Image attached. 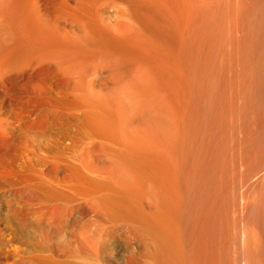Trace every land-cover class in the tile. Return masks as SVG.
<instances>
[{"label": "rangeland", "instance_id": "1", "mask_svg": "<svg viewBox=\"0 0 264 264\" xmlns=\"http://www.w3.org/2000/svg\"><path fill=\"white\" fill-rule=\"evenodd\" d=\"M64 1L65 0H62V4H61V0H54V1L53 0H39V5L41 7V12H42L43 16L46 14L45 15L46 17L44 18L47 20V21H45L46 27H47V30L45 28L46 31H44L45 34L41 33V35L40 34L38 35L37 32L35 33V32H30V31L29 32L23 31L24 37H23L22 33H21L22 35L20 33L13 34L14 36H12V34H10V35L5 34L6 36L5 35L1 36V37H3L2 40L0 37V236H1L0 237V246H1L0 247V249H1L0 250V252H1L0 253L1 254L0 264H11V263L17 264V263H15V261L16 262L20 261L19 260L20 259L19 258L20 253L21 254L27 253V255H29L28 252H30L31 250H33L35 252V247H37V246L46 247L47 244H50L53 241L56 242L57 239L54 237H53L54 240H52L51 238L44 240L41 237H39L38 231H37V234H35L36 230H35V226L32 224L33 222H35L37 224L39 223L40 224V225L38 224L39 226L46 225L47 228L55 229V227L51 223H47V221H45L46 214H44V213L48 212V216H49L50 213L53 212V211H50V209H52V208H50L52 201L47 202V203H44L43 201H41V199H39V198H41L40 197L41 194H39L40 192L38 190H36L35 188L32 189L33 186H31V185H33L32 183L34 182V180H36V181H38L37 179L40 180L41 175L43 176L41 179H45V180H49L50 177L52 178V176H55L57 174V172L59 173V174H57V176L60 175L59 176L60 179H62L63 177H65L63 179H67V178L72 177L73 174L70 171L69 167H67L70 163V162L67 163V161L72 162L74 160V159L72 160V158L74 157L72 152L75 153V152L80 151L82 149L86 153L84 146L86 145L87 147L85 146V148H87V151H89L90 150L89 148L92 147L91 145L93 143L96 146L93 144V147L91 148L92 152L89 151L93 155H91L92 157L90 156V153L88 155V156H90V158H92V160L89 159L90 162L92 163V165L95 167L97 166L96 167L97 169L100 167L99 169L101 171H103V174H107L105 176H109L110 174L112 175L111 170L113 169V171H115V172H113V178L111 175L108 178H110L112 180L117 179V180H113L116 182L115 184H117L119 182L124 188H125V185L127 184L125 189H129L131 191V192H129V190H128L129 196L128 195L127 196H128V198L130 196H132V198L130 197L129 201H125V200H128L127 196H126V198H122V199L118 198V197H114L113 199L115 201L117 200L116 202H114L112 200L111 204H112V207L114 209L112 208L111 210H105V212H106V213H104L105 215L101 214V211L104 208V206L101 204V202L99 203L97 201L98 203L96 204V202L93 201L92 202V204H93L92 208L93 209L95 208L94 212L98 216H96L94 214L95 216H93V217L91 216L90 218L92 220H90L89 217L88 218L84 217L85 215L83 213V209H82V207L79 206V205L83 204L84 199H85L84 198L85 196L83 197V194L85 193V192H83L84 190H82L80 187H79L80 189H78L80 192L78 190L76 191V190H72L69 188H66V189L62 188L63 192L65 194H69V192H70V195H72L74 193V196L75 195L76 196L74 197L75 200L73 199L72 201H66V202L60 201L62 204L59 203L58 200L52 202V203H54L53 208L55 209V210L54 209H52V210H54L56 217L61 215L60 217L63 220V221L61 220L62 239L58 240V243L60 245L65 246L66 243L69 244V242H70V246H75L77 243L76 238L74 236L76 228L77 229L79 228V230L81 231L82 226L87 225L90 227L94 223L93 226L90 227V230H92V232L95 231L92 234V235H94L93 246L95 245L93 248H95L94 250L96 252H97V249L99 248L97 253L99 254V256L103 259V261L106 264H136V263L139 264V261L143 259L139 256H142L145 259L147 257H149L148 261L150 264H153L155 262V260H156V262L154 264H160V263L161 264H264V111L260 110L255 115V117L243 127L242 133L240 134V137L237 141H235L233 136H231L232 135L231 127H233V126H231V124H228V125L224 124V126L223 125L220 126L218 124L217 125L215 124L217 127L218 126L219 127H218V129L213 127V134L210 137H208V139L201 140V139L197 138V134L193 133L192 135H190L191 137L189 136L190 138H187V140H185L186 144L185 143L179 144L180 148L178 145H176L175 146L176 148H174V146H172V144H170V143L168 144L167 140L163 139L159 135H157V136L155 135L157 128L154 127L156 125H154L155 123H153L154 121H153L152 115L154 116V112L156 111L155 108L157 107V105L153 100L152 101L155 104H153V102H151L152 104L149 103V101H151V100L150 99L145 100L146 97L145 98L141 97L138 100L137 99L135 100V102H136L135 104L138 103V105L141 108H137L139 106L134 105L133 102L128 103V101H127L128 104L126 103V107H127L126 112L129 114L125 113L123 116L121 115L120 120L116 119V120L112 121L111 118L106 116V115H103V114H99V115L96 114L95 115V114H92L90 112V110H88V109H86V111H85V107L87 108V106H85V103L82 99V95H81V93H79V91H80V88L78 87L79 82L76 81L78 83V85H77V83L74 81L76 80L77 77H79V76H81V74H83L82 71L84 70L83 69L85 67L84 65L90 64V63L88 64V60L91 61V63H92L93 60L95 61L94 58H96L98 55H100V54L106 55V52L111 51L108 53H111V54L115 53L114 55H118L116 57L113 54H112L113 56L111 54H108L109 56L113 57V60L115 58L116 62H120L124 65L126 64L125 66H127V70L132 71L131 73H130V71L129 72L126 71L128 74H131V75L126 74L127 76H129L127 78L128 80L126 79V76L124 79L125 83L127 81H128L127 83H130V86L128 84L129 87H132L134 85L135 78L136 77L138 78L139 76L140 77L138 79L136 78L138 83L135 81V86H136V84H137V86H139L138 84H140V82L142 83V80L144 77L142 79H140V78L142 77L141 74L144 71L145 72L143 74L145 76H146V74H149V73L153 77L156 75V78L155 77L154 78L155 79L158 78L159 81L157 80V82H159V85L161 86V88L162 87L165 88L164 90L166 92H168V94L170 93V95L173 96L175 104L177 105L176 109H177L178 114H181V112L183 113L185 111L186 113H184V114L187 115L186 116L187 120L192 122L191 123L192 126L194 124V127H195V125L197 127V125L201 121L200 117L198 116V112L196 110L198 97L195 98L192 96V94L190 92V85L193 86L195 84V77H197V76H203L204 77L206 75L205 74L206 73V67L204 64L205 62H204L201 64V66L199 68L200 70L191 67L190 71H189L190 73H189L188 71H186L187 67H186V61H184L185 60L184 57L180 56V55L177 56L174 48L172 47V45L170 43H167V41L161 40L158 37H157L158 38L157 39L155 36H152L153 38L151 37V39L150 38L146 39L145 43L139 42L141 45L139 43H137L138 45L133 43V46H132V43L119 39L118 37H116L114 35L113 32H111V30L109 28H107V26L105 24L96 22V20L93 18L90 10L92 8H94L93 3H96V0H82L81 2H79L80 0H78V1H76L77 2L76 7L74 6L76 4L75 1H73V0H66L65 2ZM101 1L102 2L100 3V0H98V2H97L98 4L97 3L96 4L100 6L103 2H105L104 0H101ZM63 2H64V6H63ZM66 2H68V5L66 4ZM70 2L72 3V5L69 4ZM44 3H45V6L47 8L44 6ZM57 3H59L60 5ZM230 3L231 4L234 3V7H233V5H231V7L234 9L236 7L237 2L235 0H234V2H233V0L232 1L230 0ZM78 4L82 7L79 8ZM96 4H95V7H97ZM48 5H49V7H48ZM56 5H57V7H56ZM61 5H62V7H61ZM87 5L89 6L88 8H87ZM83 6H84V8H83ZM59 7H61V10L63 8V10L61 11ZM49 8L51 9L52 12L47 10ZM74 8H75V10H73ZM64 9H68V11L67 10L65 11ZM87 10H89V11H87ZM63 12H65V13H63ZM68 12H70L69 16H68V14H69ZM76 12H77V14H76ZM83 12H85V13L87 12V13L85 14ZM51 13H53V14L51 15ZM58 13L60 14V17L61 16L63 17V15L66 14L68 19L65 21L66 15H64L65 18L61 17L63 19V21L60 17L58 18L59 19V21H58V19H57V16L59 15ZM61 14H63V15H61ZM71 14H73V16ZM78 14L80 16H78ZM70 16H72V17L78 16V18L77 17L75 18L77 20L74 19V21L78 22V20H79L82 25L84 24V28H86L87 31H88L87 28H89L90 33L88 32L89 34L88 33L86 34L87 40L80 39L81 41H78L79 39L75 37V36L79 37V35L75 34L70 28V23L73 21L72 20L73 18ZM85 16H87V17H85ZM88 17L90 18V22H89ZM92 18H93V20H92ZM80 19L83 20L84 22H81ZM51 20L53 21V24L55 23L54 26L52 25ZM91 21L94 22V24L91 23ZM56 24H58L59 27L62 24L63 26H65V28L63 26H61L59 28L58 26H56ZM101 24L103 26H101ZM90 25H94V26H90ZM101 28H103V30ZM49 29H51V30H49ZM64 29H66V30L64 32H62ZM68 29L70 31H68ZM96 29H98L99 31ZM105 29H109L110 32L108 33L107 32L108 30H105ZM60 30H61V32H60ZM51 31H52V33H51ZM53 32H55V33H53ZM92 32H94V33L92 34ZM106 32L108 34L111 33L110 36H112V38H109L110 36H108V34ZM61 33H64L65 36H64V34H61ZM66 33H68V34H66ZM196 33L198 36L200 35L199 31H196ZM29 34L32 38L29 36ZM50 34H52V35L50 36ZM54 35H56V36H54ZM60 35H62V37ZM72 35H74V37ZM28 36H29V38H28ZM59 36L61 37L60 39L65 40V42L63 41V44L66 43L65 44L66 47H65V45L62 44V40L57 39V38H59ZM97 36H98V38H96ZM102 36H104V38H102ZM4 37H5V39H4ZM9 37H11V38L9 39ZM33 37L37 38V39L35 38V40H37V41H34L35 43L33 42V39H34ZM99 37H101L103 41H104L105 37L109 38L108 40H105V41H107V44H109L110 46L107 44H106L107 46H105L106 42H104V44H103V41ZM41 38H42V40H41ZM43 38L45 39V41ZM47 38L50 39L51 41L48 40ZM70 38H71V40H70ZM74 38L76 39V41L74 40ZM154 38L157 39V42H155L156 39H154ZM38 39H40V40H38ZM72 39L74 40L75 43H73ZM97 39H100L99 43L95 42V41H97ZM4 40H6L5 43L2 42ZM53 40H54V42H53ZM55 40H56V42H55ZM152 40H155V41H152ZM40 41H41V43L39 44ZM68 41L71 44L73 43L72 45H70L72 47L73 51H71L72 49L69 46ZM6 42H8V43L6 44ZM49 42L51 45L48 44ZM76 42H77V44H76ZM82 42H83V44L85 43L84 45L87 48V49L84 48L85 51L83 49ZM116 42H118L117 45H115ZM151 42H154L157 44L153 45L154 43L151 44ZM158 42H161L160 43V45H161L160 47H162L161 49H159L160 47H159ZM42 43H45L46 46H45V44H42ZM164 43H166V44H164ZM35 44H37V45H35ZM41 44H42V46H44L42 48V49H44V51H42L41 48L36 47L38 45L40 47H42ZM55 44H56V46H55ZM60 44H61L63 49L61 48V50H58L59 51L58 52V51H56V49H60ZM145 44H146L147 48H146ZM78 45H80V47H82V49L77 48ZM88 45H90V46H88ZM102 45H104L105 47ZM58 46H59V48H58ZM68 46L70 47V49ZM112 46H114V47L117 46V48L116 47L114 48ZM150 46L154 47V49L151 48ZM167 46H169V47H167ZM54 47H57V48H54ZM74 47H75V49L77 48V50L80 52H78L77 50L74 51ZM135 47H137V48H135ZM35 48H37V51H35L36 50ZM52 48H54L52 50V51H54V53L51 51ZM66 48H67V50H66ZM104 48L106 49V52H105ZM120 48H122V49H120ZM140 48H144V50H146V51L148 50V52L145 51V53L143 54L144 50H142V49L140 50ZM206 48H207V44H206ZM38 49L41 50V55L43 54L42 56L45 57V59L48 56L51 59L48 57L50 60H48V59L45 60L42 57L43 59L38 60L36 58V56L38 55L37 53L40 52V50H38ZM92 49H94V50H92ZM102 49L105 53H99V52H103V51H101ZM123 49H124V51H123ZM134 49H135V51H134ZM47 50L48 51L50 50L51 53L48 52ZM81 50H83V51H81ZM157 50L159 52L160 51L161 52L159 53ZM67 51H69V52H67ZM91 51H93V52L97 51V52H95L97 54H95ZM55 52H58V54ZM65 52H66V54H65ZM71 52L72 53L77 52V54H75L77 56H75V55H73V56H74V60L78 59V60H80L79 62H78V60L77 61L73 60V58H72L73 56H72ZM81 52H83V55H81L82 54ZM86 52H90L91 54L87 53L84 55V53H86ZM120 52H122V53H120ZM128 52L130 55H127ZM139 52H141V53H139ZM44 53L46 54L47 57L44 55ZM47 53H49L51 55H48ZM117 53H119V54H117ZM132 53H134V54H132ZM148 53H150V54H148ZM67 54H71V55H69L71 57H69ZM145 54H147V55H145ZM156 54L158 56H156ZM62 55L65 57H63ZM79 55H80V57H78ZM89 55H91L92 58H93V56H95V57L92 59L91 56H89ZM136 55H138V56H136ZM141 55L143 56V58H145L144 60L146 63L144 62ZM233 55H235V54H233ZM53 56H55L57 58L60 57V58L59 59H57L55 57L53 58ZM83 56L84 57L86 56V58L88 60H86V58H82L83 61H81L80 58ZM37 57H39V56H37ZM136 57L138 58V60L142 61V63L138 60L136 62V59H137ZM153 57H155V60L153 59ZM64 58H66L67 60ZM68 58L69 59L72 58V59L69 60ZM130 58L134 59V60H132V62H131ZM147 58H149L150 60ZM180 58L181 59L183 58L184 60L183 59H182L183 61L179 60ZM54 59H55L56 63H55V61H53ZM60 59L66 60L65 62L67 64L64 62V60L61 62V64L64 63L66 65H69L68 69H67V66H65L64 64H62L63 67L62 66L60 67L59 65H57V64H59L58 60L60 61ZM128 60H130V61H128ZM84 61L87 63H85ZM68 62L70 64H74L76 62L77 66H78V64L81 65V63L83 62L84 63V65L82 64L83 67L81 65V68L83 70H81L79 72L81 74L80 75L75 74L74 71H76V73H78L77 72L78 69L76 68L77 66H74L75 64L70 65V64H68ZM152 62H154V63L152 64ZM208 62L209 61H207L206 64ZM137 63H139L141 65V67ZM155 63H157V64H155ZM94 64H96V63H94ZM203 64H204V68H203ZM90 65H93V63ZM132 65H135V66L132 67ZM145 65L148 66L147 67L148 69L145 68ZM73 66L75 68H73ZM130 66L133 70L130 68ZM70 67H71V70L73 69L72 70L73 73L71 72L72 74L69 73L71 71ZM138 67H140L141 68L140 70L141 71L143 70V71L142 72L138 71V69H139ZM63 68H64V70H69V71L68 72L62 71L61 69H63ZM78 68H80V67L78 66ZM136 68H137V70H136ZM157 69L158 70L160 69V70L158 71ZM134 70L136 72H134ZM149 70H150V72H149ZM101 72L100 73L103 74V76L102 75L99 76V79L101 77V78H103L102 79L103 82L108 81V78L111 77L108 69L103 67ZM107 72L109 73V75L107 74ZM133 72H134V74H133ZM154 73H156V74L153 75ZM138 74H140V75L136 76ZM196 74H197V76H196ZM68 75H70L71 77ZM76 75H77V77H76ZM132 75H135L136 77H134ZM72 76H73V78H74V76L76 78L73 79ZM79 78H77V79H79ZM104 78H107V80ZM145 79H146V77H145ZM222 79L224 80V78L222 77L220 82L223 81ZM129 80L133 83V85H131L132 83ZM163 80H164V83H163ZM160 81H162L161 84H160ZM224 81H223V83H225ZM124 82H123V85L125 84ZM74 83L77 85L76 88L73 86V85H75ZM203 84L207 85V81H206V83L202 82V85L200 84L196 88V89H198V90H196V94H197V92L199 93L200 91H203L204 88L205 89L207 88V86H204ZM222 84L220 83V88H221V90H223V93H221V100L223 102V105L221 107L223 110H225L228 108V102L232 96L230 95L231 93H229V90H230L229 85H226V87H225V85H222ZM140 85H143V84H140ZM165 85H167V86H165ZM124 86H127V85H124ZM167 87L169 90L166 89ZM199 87H200V89H199ZM77 88H78V90H77ZM74 89L76 90V92H74ZM174 92H175V94H174ZM78 94H80L81 96L80 95L78 96ZM80 97H81V99H80ZM142 98H144L143 99L144 102H143ZM81 102L83 103V105L80 104ZM145 103H147V104L145 105ZM224 103H226V104H224ZM148 104H149V106H148ZM81 105L83 106V109H81L82 108ZM154 105L156 107H154ZM134 106H137L136 108H137V111H139V112H136V110H135L136 108L133 109ZM147 106H148V108H146ZM142 107H145V108L143 109ZM131 108L136 113L134 111L131 112L132 111ZM148 109L150 111L151 110L152 111L149 112ZM147 110H148V112H147ZM142 111L146 112V114L143 113ZM83 112L85 114H83ZM141 112H142V114H141ZM133 113L135 115L138 114V116H140V117L137 116V118H136V116L133 115ZM150 113H152V114L150 115ZM227 114L229 115V111L227 112ZM84 115H86V116L88 115L89 117L87 116V119H86V116H84ZM101 115H103V116H101ZM128 115H131V116L133 115L135 117V118L133 117L135 120H133V118L131 119V116L129 117ZM145 115H147L146 118L151 117L150 118L151 123L149 122V124H148V121H150L149 119L147 121H145V119H146ZM98 116L99 117L101 116L102 118L101 117L99 118ZM105 116L108 118H106ZM127 116H128V118H127ZM91 117H93V118H91ZM103 118H104V120H103ZM98 119L102 120V121L100 120L102 124L100 122H98L99 121ZM106 119H107V121H106ZM126 119L127 120L129 119V120L127 121ZM138 119H140L141 123H143V124H141L140 121L137 123ZM121 120H122V122H121ZM106 122L111 123V124L107 125L108 123H106ZM112 122H114V123H112ZM128 122L130 125L128 124ZM89 123H92V124L89 125ZM123 123H125L126 126ZM117 124H118V126H117ZM87 125H88V127H87ZM110 125H112V126H110ZM149 125L152 126V128ZM90 126L95 131H93L90 128ZM106 126H109V127L107 128ZM142 126L146 127V128H142ZM148 126H149V128H147ZM97 127L98 128L101 127V128L98 129ZM113 128L116 129V132L122 136H119L116 132H113V130H114ZM121 128H122V130H121ZM126 128H128V129H126ZM139 128L141 131L139 130ZM153 128H154V130H153ZM117 129H119L121 131H119ZM150 129H152L153 131L151 132ZM86 130H87V132H86ZM90 130H91V132H90ZM100 130L101 131L104 130L105 132L104 131L101 132ZM146 130H148L151 135L153 133V135L151 136L148 131L146 133ZM96 131L97 132L99 131V132L97 133ZM73 133H75V134L73 135ZM80 133L81 134L83 133V134L81 135ZM91 133L94 135H91ZM96 133L98 136L96 135ZM101 133H102V136L104 135V137L107 138V139L105 138L107 140V142H106V140H104V137H103V139H101L102 138V137H100ZM138 133L139 134L142 133V135L145 134L146 136L145 135L144 136L146 138L148 136H151V137L147 138V140L149 138L151 140L149 139L148 141H146V139L144 137V139H143L144 141L142 144L143 148L141 146L139 149H137L141 153L139 154L138 151H136V149L132 150L133 152L130 151L132 153V154L130 153V155H129L130 158L128 156H127L128 159H127V157L125 158L128 162L126 160L121 159V158H120L121 160L117 159L116 156H114L112 153H110V151H108L109 145L110 146L115 145L114 140L116 142V139H117L116 144L118 143L119 138L117 136H119L120 138H122V137L124 138V137H128V136L131 137L133 135V137H134ZM69 134L71 136L70 138L68 136ZM82 136L84 138H82ZM114 136H116L115 139H114ZM50 137L53 139H51ZM152 137H153V139H152ZM73 138L78 142H76V141L72 142V140H74ZM41 139H42V141H40ZM84 139H86L85 142H83ZM157 139H159V140H157ZM224 139L225 140L230 139L229 141H231V142H228V144H227V145H229V143H231L230 146L223 145L224 143L227 142V140L225 142ZM55 140H57L58 143ZM96 140L98 141L97 143H96ZM153 140H154V142H153ZM53 141L56 144H54ZM69 141L72 142L71 145L75 144L76 147H78V146L79 147L76 148L74 145L73 146H67V145H70ZM104 141L107 144L106 143L104 144ZM150 141H152V142H150ZM223 141H224V143H223ZM62 142L66 143V144H64ZM67 142H69V143L67 144ZM87 142H89L88 143L89 145L87 144ZM91 142H92V144L90 145ZM35 143L40 147H38ZM60 143L62 145L63 144L64 145L62 146ZM99 143H100V145H98ZM145 143H146V145H145ZM148 143H150V144H148ZM156 143H157V145H156ZM163 143H164V145H162ZM33 144H34V146H33ZM46 144L47 145L49 144L50 146L49 145L47 146ZM57 144H59V145H57ZM78 144H80V145H78ZM167 144H168V146H167ZM104 145H106V146H104ZM151 145H153L154 149H156V147L160 145V148L159 147L157 148V149H159V152L153 150V148L151 149ZM25 146H29L30 150L28 148H26ZM98 146H100V147H98ZM31 147H33V148H31ZM41 147H42V149H40ZM56 147H57V150H56ZM63 147H65V148L68 147V148L62 149ZM71 147H73V148H71ZM74 147L76 148L75 150H74ZM164 147L166 148L165 152H167V150H168L167 154L164 153V151H162L164 149ZM49 148H51V149H49ZM54 148H55V150H54ZM148 148L150 149V151ZM47 149H48V155L46 153L43 154L42 151L47 152L46 151ZM58 149L60 150L61 153L64 150L63 151L64 154L62 153V155H65L66 157L60 156V157H58V159H55V158L53 159L55 153L57 151H59ZM78 149H80V150H78ZM93 149H95L97 153L95 152V150L93 151ZM142 149L143 150L145 149V150L143 151ZM172 149H174V150H172ZM33 150H34V152H33ZM50 150L51 151L53 150L52 151L53 153ZM68 150L69 151L72 150V151L69 152ZM104 150L106 152L108 151V153L102 152ZM65 151H67V152H65ZM135 151H136V153H135ZM146 151L148 152V154H146L147 153ZM68 152L70 154H67ZM152 152L155 154H153ZM156 152H158V153H156ZM170 152H172V153H170ZM168 153H170V154H168ZM50 154H54V155H52L51 158L53 160V164L55 165V166H53L55 169L51 166H48L49 164L52 165L51 164L52 162L50 163L51 158H49V159L47 158V157H50L49 156ZM86 154H88V152ZM42 155H43L44 160L46 159L45 164H44L43 159L42 160L37 159V158H41L40 156H42ZM139 155H141V156H139ZM143 155H144L143 159L145 161L143 160V162H142L141 158ZM35 156H37V157H35ZM99 156H101V157H99ZM138 156H139V158H138ZM64 157H65V160H64ZM105 157H107V158L109 157V158L104 159ZM112 157H114V158L116 157V159H114ZM131 157H133V158H131ZM134 157H137V158H134ZM147 157L150 159H147ZM99 158H100V160H99ZM110 158H112V161L110 160ZM59 159H61L60 160L61 162H64V161L66 162V163L65 162L63 163V164H65L64 167H63V164L60 163ZM69 159H71V160H69ZM62 160H64V161H62ZM101 160L103 163L101 162ZM138 160L140 162H138ZM107 161H109V162H107ZM124 161H126L127 164H125ZM129 161H130V164H129ZM74 162H76V161L74 160ZM104 162H106V163H104ZM117 162L119 163V165H121V164L122 165L120 167H118ZM134 162H136V164H138V165H136ZM95 163H99V164L97 165ZM139 163H142V164H139ZM59 164H60V166H59ZM78 164H79V162H78ZM102 164H104V165H102ZM27 165H29V166H27ZM114 165H116V166H114ZM134 165H135V167L136 166L137 167L135 168ZM138 166H139V170L137 169ZM141 166H143V167H141ZM42 167L44 168V170ZM101 167L102 168L105 167V168H103V170H102ZM115 167H117V168H115ZM64 168H65V171L66 170L69 171V173H70L69 176H67L68 173H66L64 171ZM119 168H121L120 173L122 172V174H123L122 176L125 179L119 174V172H118ZM127 168L128 169L131 168V169H129L131 171H129ZM31 169H32V171H30ZM33 169H34V171H33ZM35 169L39 173L36 172ZM40 169H42L44 172ZM125 169H126V171H128L127 172L128 174H126V172L124 173L123 170H125ZM141 169H142V172H141ZM134 172H136V173H134ZM42 173H44L45 176ZM65 173H66V176H63V174L65 175ZM129 173H131V174L133 173L132 176ZM38 174H40V175H38ZM50 174H52V176ZM116 174L118 176H116ZM136 174L140 177H138ZM139 174H141V175H139ZM143 174H145V175H143ZM46 175H49V176L46 177ZM125 175L131 176L132 178L125 177ZM38 176H40V177H38ZM35 177H38V178L36 179ZM45 177L48 179H46ZM138 178L140 180H138ZM118 179H119V181H118ZM122 182H124L125 185ZM136 182H137V184H136ZM35 183H37V182H34V184ZM119 183H118V185H119ZM128 183H129V185H128ZM132 185L134 188L132 187ZM129 187L133 188L136 191H134L133 189H130ZM14 188H15V190H14ZM17 191H21V192L18 193ZM73 191H75V192H73ZM137 191H140V193L138 194ZM71 192H73V193H71ZM79 193H81L82 196ZM142 193H143V195H142ZM19 194H21V195H19ZM132 194L136 195V197ZM157 194H159V195H157ZM36 195L38 196V198ZM78 195H80L81 197ZM20 196L22 197V199L20 198ZM133 196H134V198H133ZM143 197H144V199L141 200ZM155 197H156V200H155ZM34 198H36V199H34ZM79 198H81V201L79 200ZM82 198H83V200H82ZM116 198L121 199L124 202V204L122 203L121 200H118ZM148 198H150V199L148 200ZM161 198H162V200H161ZM76 199H77V201H76ZM137 199H139V200H137ZM38 200L41 203H43L44 205L45 204L46 205L45 206L42 205ZM78 201H80L81 204ZM119 201L122 204H120ZM134 201H136L137 203ZM31 202L32 203L37 202V204L35 203L36 205H38L40 203L39 205H41V206L38 205V206H36V208H34L35 205H34V203L31 204ZM56 202L58 204H56ZM73 202L75 205L73 204ZM129 202H131V203H129ZM6 203L7 204L10 203L9 205L13 208V209L10 208L11 211L15 212L14 214H18V215H16L15 217H12L7 210V204ZM64 203L66 205L65 209L71 208L70 211L69 210L67 211L64 208L62 211V207L64 206ZM76 203H79V204L77 205ZM115 203H116V205L117 204H119V205L114 206ZM69 204H70V207L68 206ZM32 205H34V206H32ZM48 205H49V208H48ZM134 205H138V206L133 207ZM143 205L146 208H144ZM19 206H21V207L23 206V207L20 208ZM55 206H56V208H55ZM94 206H96V207H94ZM127 206H128V209L124 208ZM15 207L17 209L18 208L19 209L17 210ZM72 207L74 208V210ZM99 207H101V208H99ZM121 207L123 208V210H121L122 209ZM46 208H48L49 211ZM98 208H99V210H97ZM116 208H119V209H116ZM136 208L138 210H136ZM153 208H154V210H153ZM60 209H61V211H60ZM15 210L20 211V212H16ZM27 210L28 211L30 210V211L28 212ZM33 210H36L37 212L33 211ZM71 210H72V212H71ZM96 210H97V212H96ZM120 210L122 212H120ZM131 210H133V212ZM66 211H67V213L70 212V214H67ZM113 211H115V213ZM126 211L128 212L127 215L125 213ZM136 211L139 213L137 214ZM154 211H156V212L159 211L158 212L159 215L157 216V213L155 214ZM23 212H24V214H23ZM40 212H42V213H40ZM111 212H112V215H111ZM134 212H136V214ZM35 213H39L36 215H38L40 217V219L41 218H43V219L39 221L37 219L38 216L36 217ZM58 213L60 215H58ZM62 213L63 214L65 213V214L63 215ZM140 213L142 216L140 215ZM151 213L154 216H152ZM30 214L34 218L37 219V222L35 221L34 218H32L34 220L32 222V220H31L32 216ZM114 214L117 216H115ZM121 214H123V215H121ZM41 215H45V217L41 216ZM52 215L54 217V213L51 214L50 216H52ZM119 215H120V217H119ZM19 216H20V218H19ZM26 216H30V217L27 218ZM62 216H63V218H62ZM108 216H110V217H108ZM113 216H115V217H113ZM126 216H128V217L126 218ZM144 216H145V218H144ZM157 217H159V218H157ZM163 217H167V218L164 219ZM99 218H101V219H99ZM114 218H116L117 220ZM149 218H151L152 220L151 219L149 220ZM108 219H110V221ZM121 219L123 220L124 224H123V222L119 223V221H122ZM139 219H141V220H139ZM147 219L150 221V223H149L150 225H154V223H155V225H158L157 227L160 229V232L162 230V232H161L162 234L164 233V231L166 232V234L165 233L163 234L164 238L161 239V240H163V242L161 240L153 241L155 239L154 237L149 236L152 239L151 240L149 237H146L148 235L145 236V234H143L139 230V228L137 227V222H139V221L145 222L146 221V223H147V221H148ZM70 220L76 222V224H77L76 228L72 225V222ZM84 220H85V222H84ZM113 220H115L116 222ZM86 221L88 222L87 224H86ZM125 221L128 223L129 222H131V223H129V225H128ZM158 221L159 222L162 221V222H160L161 226L159 225L160 223ZM164 221H165L166 225H164ZM45 222L47 224H45ZM91 222H93V223H91ZM97 222H99V223H97ZM133 222L136 223V227L133 226V225H135ZM168 223H170V224H168ZM41 224H43V225H41ZM162 224H163V226H162ZM166 226H167V228L170 226L168 228V230L170 229L169 233H168L167 228H165ZM93 227H94V229H93ZM101 231H102V233H101ZM99 232H100V234H99ZM138 233L140 235L142 234L141 237ZM167 233L169 234V236H167L168 235ZM97 234L102 238H98L99 236ZM143 235H144V237H143ZM167 237H168V239H170V241L172 240L171 243H167V242H170L167 239ZM36 238H38V239H36ZM94 239H96V240H94ZM98 239H100V243L98 242ZM101 239H103V240H101ZM145 239H147V240H145ZM148 239L154 243H151L150 241L147 243L146 241H148ZM39 240H40V242H38ZM49 240H50V242H49ZM63 240H65L66 243H64L65 241H63ZM143 241H145L146 244ZM158 243L161 246H159ZM165 243L167 245L168 244L169 245L167 246ZM41 244H43V245H41ZM148 244L149 245L151 244V245L149 246ZM155 244H157V245H155ZM76 246L79 247L78 243ZM98 246H101V247H98ZM156 246H157V248H156ZM153 247H155V248H153ZM18 248H19V250H18ZM149 249L152 251L150 252ZM163 249L165 251H162ZM144 250L146 251V253ZM33 251H31V253H33ZM152 252H153V254H152ZM165 252H167V253H165ZM158 255H160V256H158ZM161 255H165L164 258H162L163 256H161ZM151 256L152 257L155 256L152 259L156 258L155 260H153V263H151L152 259L150 260ZM138 257H139V259H138ZM160 257H161V260H160ZM103 261H101L100 264L101 263L105 264ZM18 263H20V262H18ZM25 263L30 264L28 262H25ZM25 263H23V264H25ZM20 264H22V263H20Z\"/></svg>", "mask_w": 264, "mask_h": 264}, {"label": "bare ground", "instance_id": "2", "mask_svg": "<svg viewBox=\"0 0 264 264\" xmlns=\"http://www.w3.org/2000/svg\"><path fill=\"white\" fill-rule=\"evenodd\" d=\"M54 1V0H53ZM66 1V0H65ZM64 1V2H65ZM73 1H78V0H73ZM82 0H80L79 2H81ZM105 2H103L100 6L99 5H97L98 3V0H96V3H93V5H94V8H92L91 10H90V12L92 13V16H93V18L96 20V22H99V23H103V24H105L106 26H107V28H109L110 30H111V32H113L114 33V35L116 36V37H118L119 39H121V40H123V41H126V42H130V43H132V46H133V43H135L136 45H138L137 43H139V42H144L145 43V40L146 39H148V38H150L151 39V37L152 36H155L156 38L158 37L159 39H161V40H165V41H167V43H170L171 45H172V47L174 48V50H175V53L177 54V56H183L184 57V61H186V71H190V68L191 67H193V68H195V69H198V70H200L199 68H200V66H201V64L202 63H204L205 64V67H206V79L203 77V76H197V74H196V76L197 77H195V84L193 85V86H191L190 85V92H191V94H192V96L193 97H198V100H197V105H196V110H197V112H198V116L200 117V119H201V121H200V123L197 125V127H196V125H195V127H194V124H193V126H192V122H190V121H188L187 120V115H185L184 113H186L185 111L182 113L181 112V114H178V112H177V109H176V104H175V101H174V98H173V96H171L170 95V93L168 94V92H166L164 89L165 88H161V86L159 85V82H157V80H158V78L157 79H155L156 78V73H154L153 75H155L154 77L149 73V74H146V76L144 75H142L141 74V78L140 79H142L143 77V80H142V83L140 82V84H143V85H140V84H138L139 86H137V84H136V86H135V81L137 82V80H136V76H139L140 74H138V75H132V76H134V77H136L135 78V81H134V85H133V83L131 84V85H133L132 87H129L130 86V83H127L128 81V77L129 76H127L126 74H128L127 72H129L130 71V73L132 72L131 70H127V66H125L124 64H122V63H120V62H116L115 61V58H114V60H113V57H111V56H109L108 54H111V53H108V52H111V51H108V52H106V49L104 48V50H105V52H106V55L105 54H100V55H96L97 57L96 58H94L95 56H93V58L95 59V61L93 60V65H90V64H92L91 63V61H89L87 58H86V56L84 57H81L80 59H81V61H83V59L82 58H86V60H88V64L89 65H84V63L82 62H80L81 63V65L83 64L85 67L82 69L81 68V65H79L78 63V66L80 67V68H78V66L76 65V62L74 63V64H70L69 62H68V64H70V65H74V66H77L76 68L78 69V73H76V71H74L75 72V74H78V75H80L81 73H79L81 70H83L82 72H83V74H81V76H79V77H77V75H76V77L77 78H79V79H77L75 76H74V78H73V76H72V78L73 79H75L76 78V80L74 81V82H79V88H80V91H79V93H81V95H82V99H83V101H84V103H85V106H87V108L85 107V111H86V109H88V110H90V112L92 113V114H103V115H106V116H108V117H110L111 118V120L113 121V120H116V119H119L120 120V118H121V115L123 116L125 113H127L126 111H127V107H126V103H127V101H128V103H134V105H137V106H139L138 105V103L137 104H135L136 102H135V100L137 99H139V98H141V97H146L145 98V100L146 99H150L151 101H149V103H151V102H155L156 103V105H157V107L154 105V107H156L155 108V112H154V116L152 115V118H153V123H155L154 125H156V126H154V127H156L157 129H156V136L157 135H159V136H161L163 139H165V140H167L168 141V144L170 143V144H172V146H174V148H176L175 146L176 145H178L179 146V144H182V143H185V140H187V138H190L191 136L190 135H192L193 133L194 134H197V138H199V139H201V140H205V139H208V137H210L212 134H213V127H215L216 129H218V127L216 126L217 124L218 125H223L224 126V124H231V126H233V127H231V133H232V135L231 136H233V138H234V140L235 141H237L238 139H239V137H240V134L242 133V130H243V127L249 122V121H251L254 117H255V115L260 111V110H263L264 111V0H235L236 2H237V4H236V7L233 9L232 7H231V5H233V7H234V3L233 4H231L230 3V0H104ZM232 1V0H231ZM45 2V1H44ZM58 2V1H57ZM64 2H63V6H64ZM86 2V1H85ZM95 2V1H94ZM102 1L100 0V3H101ZM233 2H234V0H233ZM84 3V2H83ZM91 3V2H90ZM57 4H59V3H57ZM61 4H62V0H61ZM66 4L68 5V2H66ZM69 4H71L72 5V3L70 2ZM75 4V3H74ZM81 4V3H80ZM92 4V3H91ZM95 4L97 5V7H95ZM51 5V4H50ZM54 5V4H53ZM60 5V4H59ZM79 5V4H78ZM44 6H45V3H44ZM75 7L77 6V2H76V4L74 5ZM91 6V5H90ZM46 7V6H45ZM48 7H49V5H48ZM56 7H57V5H56ZM61 7H62V5H61ZM61 7H59L60 8V10H61ZM70 7V6H69ZM79 8L80 7H82V6H78ZM89 6L87 5V8H88ZM47 8V7H46ZM52 8V7H51ZM72 8V7H71ZM83 8H84V6H83ZM50 9V8H49ZM49 9H47L48 11H51V9L49 10ZM69 9V8H68ZM68 9H64L65 11L67 10L68 11ZM62 10H63V8H62ZM61 10V11H62ZM71 10V9H70ZM73 10H75V8L73 9ZM83 10V9H82ZM81 10V11H82ZM85 11V10H84ZM87 11H89V10H87ZM52 12V11H51ZM71 12V11H70ZM70 12H68L69 14H68V16L70 15ZM80 12V11H79ZM56 13V12H55ZM63 13H65V12H63ZM73 13V12H72ZM83 13H85V12H83ZM87 13V12H86ZM85 13V14H86ZM45 14V13H44ZM53 13H51V15H52ZM57 14V13H56ZM59 14V13H58ZM76 14H77V12H76ZM46 15V14H45ZM43 16V14H42V12H41V7H40V5H39V0H0V37L1 36H3V35H7V34H12V36H14L13 34H16V33H24L23 31H30V32H37L38 33V35L40 34L41 35V33H44V31H46L47 30V27H46V22L45 21H47L46 19H44L46 16ZM61 15H63V14H61ZM64 15H66V14H64ZM64 15H63V17H64ZM72 16H73V14H71ZM75 15V14H74ZM88 15V14H87ZM57 16V15H56ZM72 16H70V17H72ZM78 16H80L79 14H78ZM78 16H76L77 18H78ZM48 17V16H47ZM54 17V16H53ZM60 17V14L57 16V19ZM62 17V16H61ZM60 17V18H61ZM62 17V18H63ZM66 17V19H65V21L68 19V17H67V15L65 16ZM64 17V18H65ZM69 17V18H70ZM75 16L74 17H72L73 19V21L70 23V28H71V30L75 33V34H77V35H79V37H77V36H75L76 38H78L79 40L78 41H81L80 39H83V40H87L86 39V34L89 32V28H87L88 29V31L86 30V28H84V24L82 25L81 23H80V21L78 20V22H76V21H74V19L76 18ZM85 17H87V16H85ZM91 17V16H90ZM61 18V19H62ZM81 18V17H80ZM89 18V17H88ZM93 18H92V20H93ZM50 19V18H49ZM84 19V18H83ZM75 20H77V19H75ZM81 20V19H80ZM52 21V20H51ZM57 21V20H56ZM58 21H59V19H58ZM61 21V20H60ZM62 21H63V19H62ZM61 21V22H62ZM69 22V21H68ZM67 22V23H68ZM81 22H84L83 20H81ZM86 22V21H85ZM89 22H90V18H89ZM91 23H93L94 24V22H92L91 21ZM50 24V23H49ZM55 24V23H54ZM54 24H53V21H52V25L54 26ZM59 24V23H58ZM58 24H56V26H58ZM65 25V24H64ZM88 25V24H87ZM48 26V25H47ZM61 26H63L62 24L60 25V27ZM90 26H94V25H90ZM101 26H103L102 24H101ZM52 27V26H51ZM59 27V26H58ZM59 27V28H60ZM64 28H65V26H63ZM62 27V28H63ZM88 27V26H87ZM98 27V26H97ZM45 28H46V30H45ZM93 28V27H92ZM102 30H103V28H101ZM109 29H105V30H108L107 32L109 33L110 32V30ZM49 30H51V29H49ZM53 30V29H52ZM58 30V29H57ZM62 30V29H61ZM61 30H60V32H61ZM66 29H64L62 32H64ZM96 30H98V29H96ZM95 30V31H96ZM68 31H70L69 29H68ZM87 31V32H86ZM93 31V30H92ZM99 31V30H98ZM196 31H199L200 32V35L198 36L197 35V33H196ZM106 32V33H107ZM51 33H52V31H51ZM53 33H55V32H53ZM57 33V32H56ZM90 33V32H89ZM88 33V34H89ZM94 32H92V34H93ZM104 33V32H103ZM107 33V34H108ZM21 34V35H22ZM26 34V33H25ZM28 34V33H27ZM31 34V33H30ZM30 34H29V36H30ZM34 34V33H33ZM45 34V33H44ZM61 34H64V33H61ZM66 34H68V33H66ZM70 34V33H69ZM72 34V33H71ZM97 34V33H96ZM102 34V33H101ZM100 34V35H101ZM105 34V33H104ZM111 34V33H110ZM110 34H108V36H110ZM5 35V36H6ZM52 34H50V36H51ZM106 35V34H105ZM20 36V35H19ZM29 36H28V38H29ZM33 36V35H32ZM54 36H56V35H54ZM61 37H62V35H60ZM59 36V38H57V39H60L61 37ZM64 36H65V34H64ZM63 36V37H64ZM73 37H74V35H72ZM107 36V37H108ZM114 36V37H115ZM23 37H24V34H23ZM31 37V36H30ZM44 37V36H43ZM53 37V36H52ZM71 37V36H70ZM81 37V38H80ZM95 37V36H94ZM107 37H105V39H104V41L102 40V38H104V36H102V38L101 37H99V38H101V40L103 41V44H104V42H106L105 43V46H107V45H109V44H107V41H105V40H108L109 38H112V36H110L109 38H107ZM115 37V38H116ZM2 38L3 37H1V40H2ZM11 37H9V39H10ZM32 38V37H31ZM34 38V37H33ZM36 38V37H35ZM35 38L33 39V42L34 41H37V40H35ZM49 38V37H48ZM47 38V39H48ZM51 38V37H50ZM96 38H98V36L96 37ZM117 38V39H118ZM153 38V37H152ZM156 38H154V39H156ZM157 38V39H158ZM4 39H5V37H4ZM37 39V38H36ZM44 39V38H43ZM54 39V38H53ZM68 39V38H67ZM92 39V38H91ZM157 39H156V41L155 40H152V41H155V42H157ZM24 40V39H23ZM27 40V39H26ZM38 40H40V39H38ZM41 40H42V38H41ZM48 40H50V39H48ZM60 40H62V39H60ZM70 40H71V38H70ZM74 40L76 41V39L74 38ZM74 40L72 39V41H73V43H75L74 42ZM95 40V39H94ZM5 41L6 40H4V41H2V42H4L5 43ZM28 41V40H27ZM30 41V40H29ZM44 41H45V39H44ZM51 41V40H50ZM63 41L65 42V40H62V44H63ZM71 41V42H72ZM77 41V42H78ZM99 41H100V39H97V41H95V42H98L99 43ZM118 41V40H117ZM148 41V40H147ZM151 41V40H150ZM53 42H54V40H53ZM55 42H56V40H55ZM69 42V41H68ZM77 42H76V44H77ZM8 42H6V44H7ZM35 43V42H34ZM33 43V44H34ZM41 43V41L39 42V44ZM72 43V44H73ZM80 43V42H79ZM94 43V42H93ZM113 43V42H112ZM115 43V42H114ZM117 43L118 42H116V44L115 45H117ZM147 43V42H146ZM152 43H154V42H151V44ZM159 43V47L161 46L160 45V43L161 42H158ZM32 44V45H33ZM38 44V43H37ZM37 44H35V45H37ZM42 44H45V43H42ZM42 44H41V46H42ZM48 44H50V42L48 43ZM53 44V43H52ZM66 44V43H65ZM65 44H63V45H65ZM70 42H69V46L70 45H72ZM82 44H83V42H82ZM85 44V43H84ZM83 44V49L85 48V49H87L86 47H85V45ZM92 44V43H91ZM101 44V43H100ZM99 44V45H100ZM107 44V45H106ZM134 44V45H135ZM140 44V43H139ZM155 44H157V43H154L153 45H155ZM164 44H166V43H164ZM206 44H207V48H206ZM5 45V44H4ZM31 45V46H32ZM51 45V44H50ZM58 45V44H57ZM81 45V44H80ZM80 45H78V47L77 48H81L82 49V47H80ZM119 45V44H118ZM127 45V44H126ZM131 45V44H130ZM141 45V44H140ZM144 45V44H143ZM149 45V44H148ZM152 45V46H153ZM3 46V45H2ZM34 46V45H33ZM45 46H46V44H45ZM55 46H56V44H55ZM68 46V47H69ZM76 46V45H75ZM88 46H90V45H88ZM97 46V45H96ZM102 46H104V45H102ZM104 46V47H105ZM110 46V45H109ZM145 46H146V44H145ZM152 46H150L151 48H153L154 49V47H152ZM37 48H43L44 46H42V47H40L39 45L38 46H36ZM64 47V46H63ZM65 47H66V45H65ZM67 47V48H68ZM71 47V46H70ZM70 47H69V49H70ZM93 47V46H92ZM98 47V46H97ZM112 47H114V46H112ZM116 48H117V46H115ZM114 47V48H115ZM141 47V46H140ZM167 47H169V46H167ZM37 48H35L36 50L35 51H37ZM54 48H57V47H54ZM54 48H52L51 49V51L54 49ZM58 48H59V46H58ZM61 48H62V46H61V44H60V49H56V51H58V50H61ZM67 48H66V50H67ZM77 48L75 49V47H74V51L75 50H77ZM90 48V47H89ZM94 48V47H93ZM99 48V47H98ZM103 48V47H102ZM107 48V47H106ZM123 48V47H122ZM122 48H120V49H122ZM132 48V47H131ZM135 48H137V47H135ZM145 48V47H144ZM144 48H140V50L142 49V50H144ZM146 48H147V46H146ZM162 47H160L159 49H161ZM171 48V47H170ZM46 49V48H45ZM50 49V48H49ZM63 49V48H62ZM71 49H72V47H71ZM85 49H84V51H85ZM91 49V48H90ZM126 49V48H125ZM139 49V48H138ZM158 49V50H159ZM38 50H40V49H38ZM80 50V49H79ZM92 50H94V49H92ZM130 50V49H129ZM157 50V51H158ZM34 51V52H35ZM42 51H44V49H42ZM48 51V50H47ZM51 51L49 50L48 52H50L51 53ZM63 51V50H62ZM61 51V52H62ZM70 51V50H69ZM69 51H67V52H69ZM71 51H73V49L71 50ZM78 51V50H77ZM81 51H83V50H81ZM87 51V50H86ZM101 51H103V49L101 50ZM114 51V50H113ZM123 51H124V49H123ZM122 51V52H123ZM132 51V50H131ZM134 51H135V49H134ZM145 51L146 50H144V52H143V54L145 53ZM155 51V50H154ZM167 51V50H166ZM46 52V51H45ZM53 53H54V51H52ZM59 52V51H58ZM58 52H55V53H57L58 54ZM78 52H80V51H78ZM91 52H93V51H91ZM95 52H97V51H95ZM95 52H93V53H95ZM104 51L103 52H99V53H105ZM122 52H120V53H122ZM130 52V51H129ZM129 52H128V54L127 55H130L129 54ZM146 52H148V50L146 51ZM159 52V51H158ZM161 52V51H160ZM159 52V53H160ZM169 52V51H168ZM174 52V51H173ZM234 52V53H233ZM72 53V52H71ZM82 54L81 55H83V52H81ZM87 53H89V54H91L90 52H86V53H84V55L85 54H87ZM131 53V52H130ZM139 53H141V52H139ZM153 53V52H152ZM235 54V55H233V54ZM38 55L37 56H39V57H37L36 56V58L38 59V60H40V59H45V57H43L42 55H41V50H40V52H38L37 53ZM41 56H40V55ZM48 55H51V54H49V53H47ZM64 54V53H63ZM65 54H66V52H65ZM75 54H77V52L75 53H72V56L73 55H75ZM79 54V53H78ZM95 54H97V53H95ZM113 54V53H112ZM111 54V55H112ZM115 54V53H114ZM113 54V55H114ZM117 54H119V53H117ZM132 54H134V53H132ZM148 54H150V53H148ZM155 54V53H154ZM230 56H229V55ZM36 55V54H35ZM44 55L46 56V54L44 53ZM56 55V54H55ZM68 56L69 55H71V54H67ZM112 55V56H113ZM145 55H147V54H145ZM63 56V55H62ZM61 56V57H62ZM75 56H77V55H75ZM89 56H91V55H89ZM88 56V57H89ZM114 56H118V55H114ZM120 56V55H119ZM134 56V55H133ZM136 56H138V55H136ZM142 56V55H141ZM149 56V55H148ZM153 56V55H152ZM156 56H158L157 54H156ZM43 57V58H42ZM47 57V56H46ZM49 57V56H48ZM46 58V59H48V60H50L49 58ZM55 56H53V58H54ZM59 57V56H58ZM63 57H65V56H63ZM62 57V58H63ZM69 57H71V56H69ZM78 57H80V55L78 56ZM130 57V56H129ZM146 57V56H145ZM150 57V56H149ZM160 57V56H159ZM168 57V56H167ZM171 57V56H170ZM55 58H57V57H55ZM60 58V57H59ZM59 58H57V59H59ZM67 58V57H66ZM66 58H64V59H66ZM73 58V60H74V56L72 57ZM72 58H70V59H72ZM90 58V57H89ZM91 58H92V56H91ZM90 58V59H91ZM92 58V59H93ZM126 58V57H125ZM133 58V57H132ZM137 58V57H136ZM142 58H143V56H142ZM158 58V57H157ZM45 59V60H46ZM64 59H60V61L58 60V63L59 64H57V65H59L60 67L62 66L63 67V65L62 64H64V63H62L61 64V62L64 60ZM69 59V58H68ZM69 59V60H70ZM91 59V60H92ZM119 59V58H118ZM131 59V58H130ZM141 59V58H140ZM145 58H143V60H144ZM147 59H149V58H147ZM153 59L155 60V57H153ZM170 59V58H169ZM181 58L179 59V60H182ZM67 60V59H66ZM66 60H64V62L66 61ZM76 60V59H75ZM74 60V61H75ZM78 60V59H77ZM76 60V61H77ZM85 60V59H84ZM120 60V59H119ZM124 60V59H123ZM132 60H134V59H131V62H132ZM137 60H138V58L136 59V62H137ZM150 60V59H149ZM152 60V59H151ZM157 60V59H156ZM160 60V59H159ZM163 60V59H162ZM177 60V59H176ZM182 60V61H183ZM42 61V60H41ZM53 61H55V59L53 60ZM73 61V62H74ZM80 60H78V62H79ZM128 61H130V60H128ZM138 61H140V60H138ZM207 61H209L207 64H206V62ZM71 62V61H70ZM72 62V63H73ZM85 62V61H84ZM141 63H142V61H140ZM139 62V63H140ZM144 62H145V60H144ZM150 62V61H149ZM157 62V61H156ZM159 62V61H158ZM165 62V61H164ZM55 63H56V61H55ZM66 63V62H65ZM85 63H87V62H85ZM94 63H96V64H94ZM127 63V62H126ZM139 63H137V64H139ZM146 63V62H145ZM151 63V62H150ZM154 62H152V64H153ZM178 63V62H177ZM184 63V62H183ZM61 64V65H60ZM67 64V63H66ZM66 64H64L65 66H67V69L69 68L68 66L69 65H66ZM134 64V63H133ZM148 64V63H147ZM155 64H157V63H155ZM180 64V63H179ZM204 64H203V68H204ZM83 65H82V67H83ZM151 65V64H150ZM58 66V67H59ZM73 66V68H75ZM133 66H135V65H132V67ZM139 66L141 67V65L139 64ZM157 66V65H156ZM170 66V65H169ZM72 67V66H71ZM71 67H70V70H71ZM103 67H105L106 69H108V71H109V73H110V75H111V77L110 78H108V81H106L107 80V78H104V79H106L105 81L106 82H103L102 81V79L103 78H101L100 77V79H99V76H103V74H101L102 72H101V70H102V68ZM140 67H138L139 69H138V71H141L140 69ZM144 67V66H143ZM142 67V68H143ZM148 66H146L145 65V68L146 69H148L147 68ZM158 67V66H157ZM130 68H131V66H130ZM135 68V67H134ZM156 68V67H155ZM154 68V69H155ZM163 68V67H162ZM165 68V67H164ZM202 68V69H203ZM226 68V69H225ZM66 69V68H65ZM132 69V68H131ZM144 69V68H143ZM145 69V70H146ZM150 69V68H149ZM181 69V68H180ZM201 69V70H202ZM62 71H69V70H64V68L63 69H61ZM73 70V69H72ZM70 71L69 73H73V71ZM75 70V69H74ZM133 70V69H132ZM136 70H137V68H136ZM151 70V69H150ZM150 70H149V72H150ZM158 70V69H157ZM160 70V69H159ZM158 70V71H159ZM165 70V69H164ZM104 71V70H103ZM127 71V72H126ZM137 71V72H138ZM143 71V70H142ZM141 71V72H142ZM162 71V70H161ZM160 71V72H161ZM168 71V70H167ZM172 71V70H171ZM66 72V73H67ZM101 72V73H100ZM134 72H136L135 70H134ZM134 72H133V74H134ZM68 73V74H69ZM71 73V74H72ZM104 73V72H103ZM109 73L107 72V74L109 75ZM152 73V72H151ZM163 73V72H162ZM190 73V72H189ZM136 74V73H135ZM166 74V73H165ZM128 75H131V74H128ZM68 76H70V75H68ZM107 76V75H106ZM125 76H126V83L124 82L125 80ZM148 76V77H147ZM162 76V75H161ZM71 77V76H70ZM133 77V78H134ZM140 77V76H139ZM138 77V78H139ZM145 77H146V79H145ZM164 77V76H163ZM171 77V76H170ZM224 78V82L225 83H223V81L222 82H220L221 81V78ZM137 78V79H138ZM169 78V77H168ZM205 79V80H204ZM79 80V81H78ZM204 80V81H203ZM139 81V80H138ZM144 81V82H143ZM159 81V80H158ZM168 81V80H167ZM166 81V82H167ZM206 81H207V85H205V84H203L204 86H207V88L205 89L204 88V90L203 91H200L199 93L197 92V94H196V90H198V89H196L200 84L202 85V82L203 83H206ZM76 82V83H77ZM123 82L125 83L124 85H127V86H124L123 85ZM161 82L162 81H160V84H161ZM138 83V82H137ZM163 83H164V80H163ZM168 83V82H167ZM220 83L222 84V85H225V87H226V85H229V93H231L230 95L232 96L231 97V99L229 100V102H228V108L227 109H225V110H223L222 109V105H223V102H222V100H221V93H223V90H221V88H220ZM75 84V83H74ZM128 84H129V86H128ZM76 85V84H75ZM75 85H73L75 88L77 87V85H78V83H77V85L75 86ZM168 85V84H167ZM167 85H165V86H167ZM163 86V85H162ZM73 87V88H74ZM169 87V86H168ZM168 87L166 88L167 90H169L168 89ZM72 88V89H73ZM223 88V87H222ZM172 89V88H171ZM199 89H200V87H199ZM77 90H78V88H77ZM74 92H76V90L74 89ZM170 92V91H169ZM201 93V94H200ZM75 94V93H74ZM174 94H175V92H174ZM80 94H78V96H79ZM80 95V96H81ZM144 98H142V100L144 99ZM80 99H81V97H80ZM79 99V100H80ZM141 100V99H140ZM141 100V101H142ZM153 100V101H152ZM81 101V100H80ZM178 101V100H177ZM143 102H144V100H143ZM153 102V104H155ZM127 103V104H128ZM80 104H82L83 105V103L81 102ZM147 103H145V105H146ZM152 104V103H151ZM224 104H226V103H224ZM81 105V106H82ZM132 105V104H131ZM137 106H134V108L133 109H135ZM142 106V105H141ZM144 106V105H143ZM148 106H149V104H148ZM148 106L146 107V108H148ZM131 108V112H133L134 110ZM137 108H141L140 106L139 107H137ZM137 108L135 109L136 110V112H139V111H137ZM143 109L145 108V107H142ZM81 109H83V106H82V108ZM188 109V108H187ZM87 110V111H88ZM129 110V109H128ZM139 110V109H138ZM149 110V109H148ZM148 110H147V112H148ZM83 111V110H82ZM144 111V110H143ZM142 111V112H143ZM146 111V110H145ZM152 111V110H151ZM150 110H149V112H151ZM229 111V115L227 114V112ZM135 112V111H134ZM135 112V113H136ZM142 112H141V114H142ZM188 112V111H187ZM90 113V114H91ZM143 113H145L146 114V112H143ZM83 114H85L84 112H83ZM89 114V113H88ZM127 114H129V113H127ZM152 113H150V115H151ZM188 114V113H187ZM103 115H101V116H103ZM133 115H135L134 113H133ZM131 116V115H128L129 117L131 116V119L134 117V116ZM149 115V116H150ZM84 116H86V115H84ZM88 116V115H87ZM87 116H86V119H87ZM100 116V117H101ZM105 116V117H106ZM128 116H127V118H128ZM136 116V118H137V116H138V114L137 115H135ZM146 116L147 115H145V118H146ZM89 117V116H88ZM94 117V116H93ZM93 117H91V118H93ZM97 117V116H96ZM95 117V118H96ZM99 117V116H98ZM99 117V118H100ZM108 117H106V118H108ZM138 117H140V116H138ZM144 117V116H143ZM90 118V119H91ZM102 118V117H101ZM135 118V117H134ZM133 118V120H135ZM142 118V117H141ZM140 118V119H141ZM151 118V117H150ZM150 118L149 117H147L146 119H145V121H147L148 119L150 120ZM85 119V120H86ZM140 119H138V121H137V123L140 121V123H141V120ZM93 120V119H92ZM99 120V121H98ZM97 121L98 122H100L101 123V119H98ZM101 120V121H100ZM103 120H104V118H103ZM124 120V119H123ZM127 120V119H126ZM129 120V119H128ZM127 120V121H128ZM94 121V120H93ZM96 121V120H95ZM106 121H107V119H106ZM109 121V120H108ZM88 122V121H87ZM105 122V121H104ZM119 122V121H118ZM117 122V123H118ZM121 122H122V120H121ZM124 122V121H123ZM130 122V121H129ZM129 122H128V124H129ZM133 122V121H132ZM144 122V121H143ZM149 122L151 123V120L150 121H148V124H149ZM97 123V122H96ZM95 123V124H96ZM106 123H108V122H106ZM112 123H114V122H112ZM120 123V122H119ZM147 123V122H146ZM90 124H92V123H89V125ZM94 124V125H95ZM98 124V123H97ZM102 124V123H101ZM104 124V123H103ZM109 124H111V123H108L107 125H109ZM123 124H125V123H123ZM135 124V123H134ZM141 124H143V123H141ZM216 124V125H215ZM130 125V124H129ZM128 125V126H129ZM110 126H112V125H110ZM117 126H118V124H117ZM125 126H126V124H125ZM136 126V125H135ZM150 126V125H149ZM149 126L147 127V128H149ZM199 126V127H198ZM226 126V125H225ZM230 126V125H229ZM87 127H88V125H87ZM95 127V126H94ZM107 128L109 127V126H106ZM121 127V126H120ZM134 127V126H133ZM151 128H152V126H150ZM29 128V127H28ZM90 128H91V126H90ZM98 128V127H97ZM96 128V129H97ZM101 128V127H100ZM100 128H98V129H100ZM106 128V129H107ZM117 128V127H116ZM131 128V127H130ZM142 128H146V127H143L142 126ZM214 128V129H215ZM88 129V128H87ZM92 130H93V128H91ZM97 129V130H98ZM114 129V128H113ZM126 129H128V128H126ZM138 129V128H137ZM42 130V129H41ZM84 130V129H83ZM115 130V131H114ZM113 130V132H116V129H114ZM117 130H119V129H117ZM121 130H122V128H121ZM121 130H119V131H121ZM139 130H140V128H139ZM151 130V132L154 130V128H153V130L152 129H150ZM93 131H95V130H93ZM101 131V130H100ZM104 130H102L101 132H103ZM107 131V130H106ZM118 131V132H119ZM125 131V130H124ZM133 131V130H132ZM141 131V130H140ZM147 131L148 130H146V133H147ZM86 132H87V130H86ZM90 132H91V130H90ZM97 132V131H96ZM99 132V131H98ZM97 132V133H98ZM105 132V131H104ZM108 132V131H107ZM149 132V131H148ZM79 133V132H78ZM77 133V134H78ZM97 133H96V135H97ZM117 133V132H116ZM72 134V133H71ZM75 133H73V135H74ZM81 134V133H80ZM83 134V133H82ZM81 134V135H82ZM118 135H119V133H117ZM116 134V135H117ZM124 134V133H123ZM133 134V133H132ZM149 134H150V132H149ZM91 135H94V134H92L91 133ZM101 136L100 137H102L101 139H103V137H104V135L102 136V133L100 134ZM114 135V134H113ZM126 135V134H125ZM124 135V136H125ZM145 134H143L142 135V133L141 134H137V135H135L134 137H133V135L131 136V137H129L128 135V137H122V138H120L119 136H122V135H119V136H117L118 138H119V140H118V143L116 144V142H117V139H116V142H115V140H114V144L115 145H109V150L108 151H110V153H112L114 156H116L117 157V159H119V160H121V159H123V160H126L125 158L128 156L129 157V155H130V151H132V150H135L136 149V151H138L137 149H139L141 146H142V144H143V139H144V137L146 136H144ZM151 135V134H150ZM152 135H153V133H152ZM151 135V136H152ZM39 136V135H38ZM69 136V138L71 137L70 136V134L68 135ZM76 136V135H75ZM98 136V135H97ZM151 136H148V137H151ZM190 136V137H189ZM79 137V136H78ZM81 137V136H80ZM91 137V136H90ZM115 137L116 136H114V139H115ZM147 137V138H148ZM51 138V137H50ZM68 138V137H67ZM82 138H84L83 136H82ZM86 138V137H85ZM106 137H104V140H106L105 139ZM147 138L145 137V139H146V141H148L147 140ZM224 138V137H223ZM43 139V138H42ZM42 139L40 140V141H42ZM51 139H53V138H51ZM74 139V138H73ZM78 139V138H77ZM97 139V138H96ZM109 139V138H108ZM152 139H153V137H152ZM161 139V138H160ZM192 139V138H191ZM47 140V139H46ZM66 140V139H65ZM80 140V139H79ZM89 140V139H88ZM98 140V139H97ZM96 140V143L98 142ZM151 140V139H150ZM155 140V139H154ZM154 140H153V142H154ZM157 140H159V139H157ZM225 140V139H224ZM226 140H227V142H226ZM225 140V142L226 143H224V141H223V145H225V146H230V144L231 143H229V145H227L228 144V142H231V141H229L228 139H226ZM33 141V140H32ZM35 141V140H34ZM56 142H57V140H55ZM60 141V140H59ZM68 141V140H67ZM75 142L76 140L74 139V140H72V142ZM82 141V140H81ZM80 141V142H81ZM86 141V139H84V141L83 142H85ZM90 141V140H89ZM92 141V140H91ZM100 141V140H99ZM103 141V140H102ZM161 141V140H160ZM51 142V141H50ZM66 142V141H65ZM70 142V141H69ZM69 142H67V144L69 143ZM72 142H70L69 144L70 145H67V146H75V144H73V145H71V143ZM76 142H78V141H76ZM79 142V143H80ZM82 142V143H83ZM106 142H107V140H106ZM105 141H104V144L106 143ZM150 142H152V141H150ZM157 142V141H156ZM27 143V142H26ZM34 143V142H33ZM52 143V142H51ZM53 143H54V141H53ZM58 143V142H57ZM62 143H64V142H62ZM89 142H87V144H88ZM113 143V142H112ZM160 143V142H159ZM36 144V143H35ZM54 144H56V143H54ZM53 144V145H54ZM61 144V143H60ZM64 144H66V143H64ZM63 144V145H64ZM81 144V143H80ZM80 144H78V145H80ZM92 144V142L90 143V145ZM94 144V143H93ZM93 144L91 145L92 147H93ZM107 144V143H106ZM148 144H150V143H148ZM161 144V143H160ZM168 144H167V146H168ZM186 144V143H185ZM37 145V144H36ZM47 145V144H46ZM45 145V146H46ZM49 145V144H48ZM47 145V146H48ZM57 145H59V144H57ZM56 145V146H57ZM62 145V144H61ZM62 145V146H63ZM77 145V144H76ZM89 145V144H88ZM95 145V144H94ZM98 145H100V143L98 144ZM102 145V144H101ZM145 145H146V143H145ZM154 145V144H153ZM153 145H151V149L153 148ZM156 145H157V143H156ZM162 145H164V143L162 144ZM33 146H34V144H33ZM38 146V145H37ZM50 146V145H49ZM86 146V145H85ZM85 146H84V149H85V151H86V153L88 152V154H86L81 148V150L80 149H78V150H80V151H77V152H72V154L74 155V157L72 158V160L74 159L76 162H74V160L71 162V161H67V163L68 162H70L69 163V165L67 166V167H69V169H70V171L72 172V177H70V178H67V179H63V178H65V177H63L62 179H60L59 178V176H57V174H59L58 172H57V174L55 175V176H52V174H50L51 176H52V178L50 177V179L49 180H45V179H41L43 176L41 175V178H40V180L39 179H37L38 177H40V176H38V177H35L38 181H36V180H34V182H37V183H35L34 184V182L32 183L33 185H31V186H33L32 187V189L33 188H35L36 190H38L40 193L39 194H41V198H39V199H41V201H43L44 203H47V202H50V201H52V202H54V201H56V200H58L59 201V203H61V202H66V201H72L73 199H74V197L76 196H74V193L73 192H75V191H73V192H71V193H73L72 195H70V192H69V194H65L64 192H63V189L62 188H69V189H72V190H78V189H82V190H84L83 192H85L84 194H83V197L85 198L84 199V202H83V204L82 205H79L80 207H82V209H83V213H84V217H93V216H95L96 214H95V208L93 209L92 207H93V204H92V202L93 201H95L96 202V204L99 202H101V204L104 206V210L102 209V211H101V214H104V213H106L105 212V210H111L113 207H112V200L114 201V202H116L113 198L114 197H118V198H126V196L128 195V190L129 189H125L126 188V185H125V183L124 182H122V183H124V185H125V188L119 183V185H118V183L117 184H115L116 182L115 181H113V180H117V179H110V178H108V177H110V175L109 176H105V175H107V174H103V171H101L99 168L97 169L95 166H93L92 165V163L90 162V160H92V158H90V156L91 155H93V154H91L90 152H92L91 151V148L92 147H88L90 150V152L89 151H87V148H85ZM96 146V145H95ZM104 146H106V145H104ZM103 146V147H104ZM149 146V145H148ZM184 146V145H183ZM182 146V147H183ZM224 146V147H225ZM26 148H28L29 149V146H25ZM38 147H40V146H38ZM53 147V146H52ZM76 147V146H75ZM74 147V150L76 149V148H78V147H76L75 148ZM87 147V146H86ZM98 147H100V146H98ZM146 147V146H145ZM155 147V146H154ZM160 148V145L159 146H157L156 147V149H154L153 148V150H155V151H158L159 152V149H157V148ZM185 147V146H184ZM31 148H33V147H31ZM47 148V147H46ZM59 148V147H58ZM65 147H63L62 149H64ZM68 147H66L65 149H67ZM71 148H73V147H71ZM142 148H143V146H142ZM162 148V147H161ZM173 148V147H172ZM179 148H180V146H179ZM39 149V148H38ZM40 149H42V147L40 148ZM49 149H51V148H49ZM53 149V148H52ZM61 149V148H60ZM70 149V148H69ZM100 149V148H99ZM103 149V148H102ZM149 149V148H148ZM165 147H164V149L162 150V151H164V153H166L167 154V152H168V150H167V152H165ZM30 150V149H29ZM54 150H55V148H54ZM56 150H57V147H56ZM59 150V149H58ZM95 149H93V151H94ZM143 150V149H142ZM145 150V149H144ZM143 150V151H144ZM152 150V151H153ZM161 150V149H160ZM172 150H174V149H172ZM178 150V149H177ZM41 151V150H40ZM45 151V150H44ZM47 152H43L42 151V153L44 154V153H46L47 155H48V149L46 150ZM51 151V150H50ZM53 151V150H52ZM51 151V152H52ZM64 151V150H63ZM63 151H62V153H63ZM69 151V150H68ZM72 150H70L69 152H71ZM108 151L106 152L105 150L104 151H102V152H106V153H108ZM136 151H135V153H136ZM148 151V150H147ZM146 151V152H147ZM149 151H150V149H149ZM148 151V152H149ZM170 151V150H169ZM180 151V150H179ZM183 151V150H182ZM33 152H34V150H33ZM65 152H67V151H65ZM67 153V154H70V153ZM95 152H96V150H95ZM133 152V151H132ZM145 152V153H146ZM148 152L146 153V154H148ZM158 152H156V153H158ZM161 152V151H160ZM53 153V152H52ZM62 153L60 152V150L59 151H57L56 153H55V155L54 154H50L49 156L50 157H47L48 159L49 158H51L52 157V155H54V157H53V159L55 158V159H58V157H60V156H65V155H62ZM89 153H90V156H88L89 155ZM94 153V152H93ZM97 153V152H96ZM100 153V152H99ZM109 153V154H110ZM134 153V154H135ZM138 153L140 154L141 152H139L138 151ZM143 153V152H142ZM153 153V152H152ZM151 153V154H152ZM163 153V152H162ZM170 153H172V152H170ZM170 153H168V154H170ZM40 154V153H39ZM64 154V153H63ZM66 154V153H65ZM71 154V155H72ZM95 154V153H94ZM101 154V153H100ZM132 154V153H131ZM133 154V155H134ZM153 154H155V153H153ZM179 154V153H178ZM177 154V155H178ZM41 155V154H40ZM72 155V156H73ZM102 155V154H101ZM38 156V155H37ZM37 156H35V157H37ZM71 156V157H72ZM137 156V155H136ZM139 156H141V155H139ZM139 156H138V158H139ZM148 156V155H147ZM160 156V155H159ZM163 156V155H162ZM41 158H37V159H43L44 160V158H43V155L42 156H40ZM66 157V156H65ZM65 157H64V160H65ZM68 157V156H67ZM92 157V156H91ZM99 157H101V156H99ZM116 157L114 158V157H112V158H114V159H116ZM128 157H127V159H128ZM143 157H144V155L142 156V162H143ZM174 157V156H173ZM46 158V157H45ZM62 158V157H61ZM70 158V157H69ZM96 158V157H95ZM109 158V157H108ZM107 157H105L104 159H108ZM112 158H110V160L112 161ZM121 158V159H120ZM130 158V157H129ZM131 158H133V157H131ZM134 158H137V157H134ZM47 159V160H48ZM90 159V160H89ZM102 159V158H101ZM146 159V158H145ZM147 159H150V158H148L147 157ZM46 160V159H45ZM45 160H44V164H45ZM61 159H59V161H60ZM64 160H62V161H64ZM69 160H71V159H69ZM99 160H100V158H99ZM55 161V160H54ZM94 161V160H93ZM114 161V160H113ZM127 161V160H126ZM126 161H124V163L125 164H127L126 163ZM136 161V160H135ZM145 161V160H144ZM148 161V160H147ZM42 162V161H41ZM49 162V161H48ZM52 162V163H51ZM65 162V161H64ZM64 162H61L60 161V163L61 164H63ZM78 162H79V164H78ZM101 162H102V160H101ZM107 162H109V161H107ZM123 162V161H122ZM128 162V161H127ZM133 162V161H132ZM138 162H140L139 160H138ZM149 162V161H148ZM50 163L52 164V165H50L49 163V165L48 166H51V167H53V166H55L54 164H53V160H52V158H51V161H50ZM66 163V162H65ZM103 163V162H102ZM104 163H106V162H104ZM121 163V162H120ZM135 164H136V162H134ZM146 163V162H145ZM43 164V163H42ZM95 164H99V163H95ZM113 164V163H112ZM117 164H118V167H120L121 165H119V163L117 162ZM116 164V165H117ZM129 164H130V161H129ZM139 164H142V163H139ZM102 165H104V164H102ZM108 165V164H107ZM116 165H114V166H116ZM132 165V164H131ZM136 165H138V164H136ZM27 166H29V165H27ZM58 166V165H57ZM59 166H60V164H59ZM65 166V164H63V167ZM127 166V165H126ZM36 167V166H35ZM130 167V166H129ZM133 167V166H132ZM134 167H135V165H134ZM133 167V168H134ZM137 167V166H136ZM135 167V168H136ZM141 167H143V166H141ZM40 168V167H39ZM43 168V167H42ZM54 168V167H53ZM59 168V167H58ZM62 168V167H61ZM102 168V167H101ZM103 168H105V167H103ZM103 168H102V170H103ZM107 168V167H106ZM109 168V167H108ZM115 168H117V167H115ZM30 169V168H29ZM55 169V168H54ZM63 169V168H62ZM61 169V170H62ZM67 169V168H66ZM110 169V168H109ZM120 169L121 168H119L118 170V172H119V174L122 176L123 174H122V172L120 173ZM128 169V168H127ZM129 169H131V168H129ZM128 169V170H129ZM138 170H139V166H138V168H137ZM40 170H42V169H40ZM43 170H44V168H43ZM42 170V171H43ZM105 170V169H104ZM108 170V169H107ZM134 170V169H133ZM30 171H32V169L30 170ZM33 171H34V169H33ZM35 171H36V169H35ZM58 171V170H57ZM64 171H65V168H64ZM124 171V173L126 172V174H128L127 172L128 171H126V169L125 170H123ZM129 171H131V170H129ZM137 171V170H136ZM36 172H38V171H36ZM44 172V171H43ZM66 173H68V175L67 176H69V171L68 170H66L65 171ZM105 172V171H104ZM113 172H115V171H113V169L111 170V173H112V178H113ZM133 172V171H132ZM141 172H142V169H141ZM39 173V172H38ZM41 173V172H40ZM46 173V172H45ZM62 173V172H61ZM66 173H65V175L63 174V176H66ZM110 173V172H109ZM134 173H136V172H134ZM29 174V173H28ZM44 176H45V174L44 173H42ZM131 176H132V174L131 173H129ZM38 175H40V174H38ZM137 175V174H136ZM139 175H141V174H139ZM143 175H145V174H143ZM32 176V175H31ZM47 176H49V175H46V177ZM116 176H118L117 174H116ZM120 176V177H121ZM131 176H127V175H125V177H130V178H132ZM134 176V175H133ZM138 176V175H137ZM45 177V178H46ZM115 177V176H114ZM123 177V176H122ZM136 177V176H135ZM138 177H140V176H138ZM124 178V177H123ZM146 178V177H145ZM46 179H48V178H46ZM121 179V178H120ZM125 179V178H124ZM138 180H140L139 178H138ZM118 181H119V179H118ZM122 181V180H121ZM124 181V180H123ZM134 182V181H133ZM142 182V181H141ZM139 183V182H138ZM136 184H137V182H136ZM150 184V183H149ZM28 185V184H27ZM128 185H129V183H128ZM131 185V184H130ZM26 187V186H25ZM80 187V188H79ZM132 187H133V185H132ZM130 188V187H129ZM134 188V187H133ZM133 188H130V189H133ZM34 189V190H35ZM10 190V189H9ZM14 190H15V188H14ZM25 190V189H24ZM28 190V189H27ZM134 190V189H133ZM68 191V190H67ZM79 191V190H78ZM134 191H136V190H134ZM145 191V190H144ZM147 191V190H146ZM152 191V190H151ZM13 192V191H12ZM18 193H20L21 191H17ZM80 192V191H79ZM82 192V191H81ZM129 192H131L130 190H129ZM133 192V191H132ZM138 192V194L140 193V191H137ZM156 192V191H155ZM11 193V192H10ZM16 193V192H15ZM78 193V192H77ZM76 193V194H77ZM80 195H81V193H79ZM155 194V193H154ZM19 195H21V194H19ZM27 195V194H26ZM80 195H78V196H80ZM132 195H134V194H132ZM142 195H143V193H142ZM145 195V194H144ZM157 195H159V194H157ZM162 195V194H161ZM37 196V195H36ZM82 196V195H81ZM80 196V197H81ZM129 196V195H128ZM128 196H127V199L128 200H125V201H129L130 199V197L132 198V196H130L129 198H128ZM135 197H136V195H134ZM134 196H133V198H134ZM140 196V195H139ZM148 196V195H147ZM32 197V196H31ZM154 197V196H153ZM163 197V196H162ZM20 198L22 199V197L20 196ZM28 198V197H27ZM37 198H38V196H37ZM118 198H116V199H118ZM32 199V198H31ZM34 199H36V198H34ZM33 199V200H34ZM121 199H118V200H121ZM141 199V198H140ZM144 199V197L141 199V200H143ZM150 198H148V200H149ZM27 200V199H26ZM75 200V199H74ZM79 200L81 201V198H79ZM82 200H83V198H82ZM124 200V199H123ZM135 200V199H134ZM137 200H139V199H137ZM140 200V201H141ZM155 200H156V197H155ZM161 200H162V198H161ZM39 201V200H38ZM46 201V202H45ZM57 201V202H58ZM61 201V202H60ZM76 201H77V199H76ZM80 201H78L79 203H80ZM98 201V202H97ZM122 201V200H121ZM27 202V201H26ZM40 202V201H39ZM51 202V207L50 208H52V209H54L53 207H54V203H52ZM56 202V204H58ZM113 202V203H114ZM134 202H136V201H134ZM139 202V201H138ZM8 203V202H7ZM6 203V204H7ZM19 203V202H18ZM30 203V202H29ZM34 203V205H35V207L34 208H36V206H38V205H36L37 204V202H33ZM32 202H31V204H33ZM36 203V204H35ZM70 203V202H69ZM79 203H76L77 205L79 204ZM119 203L120 204H124V202L122 201V203L119 201ZM129 203H131V202H129ZM128 203V204H129ZM137 203V202H136ZM135 203V204H136ZM158 203V202H157ZM252 203V202H251ZM10 204V203H9ZM9 204H7V210H8V212L10 213V215L12 216V217H15L16 215H18V214H14L15 212H12L11 211V209L10 208H12ZM14 204V203H13ZM20 204V203H19ZM24 204V203H23ZM42 205H44L43 203H41ZM62 204V203H61ZM68 204V203H67ZM73 204H74V202H73ZM72 204V205H73ZM81 204V203H80ZM95 204V205H96ZM151 204V203H150ZM149 204V205H150ZM18 205V204H17ZM34 205H32V206H34ZM46 205V204H45ZM44 205V206H45ZM53 205V206H52ZM75 205V204H74ZM99 205V204H98ZM116 205V203L114 204V206ZM117 205H119V204H117ZM116 205V206H117ZM258 205V204H257ZM30 206V205H29ZM28 206V207H29ZM39 206H41V205H39ZM43 206V207H44ZM57 206V205H56ZM56 206H55V208H56ZM65 203H64V206L62 207V211H63V208L65 209ZM69 207H70V204L68 205ZM67 206V207H68ZM78 206V207H79ZM97 206V205H96ZM96 206H94V207H96ZM100 206V205H99ZM132 206V205H131ZM136 206H138V205H134L133 207H136ZM154 206V205H153ZM157 206V205H156ZM256 206V205H255ZM20 208H22L21 206H19ZM42 207V208H43ZM140 207V206H139ZM143 207L144 208H146L144 205H143ZM151 207V206H150ZM16 208V207H15ZM33 208V209H34ZM48 208H49V205H48ZM48 208H46V209H48ZM59 208V207H58ZM73 208V207H72ZM99 208H101V207H99ZM99 208L97 209V210H99ZM122 208V207H121ZM120 208V209H121ZM124 208H127L128 209V206L127 207H124ZM130 208V207H129ZM152 208V207H151ZM13 209V208H12ZM17 209V208H16ZM19 209V208H18ZM17 209V210H18ZM26 209V208H25ZM39 209V208H38ZM45 209V210H46ZM52 209H50V211H53V212H51L50 213V215L51 214H53L54 213V217H53V215L52 216H48V212H46V213H44V214H46V217H45V215H41V216H44L45 217V221H47V223H51L52 225H54V227H55V229H52V228H47L46 227V225H44V226H39L37 223H35V222H33L34 220L32 219V218H34L31 214V220H32V224L35 226V230H36V233L35 234H37V231H38V235H39V237H41L42 239H44V240H47V239H49V238H51L52 240H54V238H56L57 240H56V242L55 241H53L52 243H50V244H47V246L46 247H44V246H37L36 244V246L37 247H35V252L33 251V250H31V251H33V253H31V251L30 252H28L29 253V255H27V253L26 254H21L20 253V261H18V262H20V263H25V262H28V263H30V264H100V262L101 261H103V259L99 256V254L97 253L98 252V249H97V252L94 250L95 248H93L94 246H93V237H94V235H92L93 234V232H95V231H93L92 232V230H90V227H92L93 226V222H91V223H93L92 224V226H85L84 224V226H80L81 227V231L79 230V228L77 229L76 227V222L75 221H72V220H70L71 222H72V225L76 228V231H75V233H74V236H75V238H76V241H77V243H78V245H79V247H77L76 245H77V243H76V245L75 246H70V242H69V244L68 243H66V239L65 240H63V241H65L64 243H66V245L65 246H62V245H60L59 243H58V240H61L62 239V225H61V215L58 213V215H60V216H58V217H56V215H55V212H54V210H52ZM71 209V208H70ZM70 209H65V210H69L70 211ZM114 209V208H113ZM116 209H119V208H116ZM141 209V208H140ZM17 210H15L16 212H20V211H17ZM23 210V209H22ZM73 210H74V208H73ZM97 210H96V212H97ZM101 210V209H100ZM121 210H123V208L121 209ZM120 210V212H122ZM136 210H138L137 208H136ZM142 210V209H141ZM144 210V209H143ZM152 210V209H151ZM153 210H154V208H153ZM28 211V210H27ZM30 211V210H29ZM28 211V212H29ZM33 211H36V210H33ZM44 211V210H43ZM48 211H49V209H48ZM60 211H61V209H60ZM67 211H66V213H67ZM118 211V210H117ZM125 211V210H124ZM129 211V210H128ZM132 212H133V210H131ZM145 211V210H144ZM160 211V210H159ZM158 211V212H159ZM37 212V211H36ZM65 212V211H64ZM71 212H72V210H71ZM108 212V211H107ZM114 213H115V211H113ZM131 212V213H132ZM137 212V211H136ZM136 212H134L135 214H136ZM143 212V211H142ZM147 212V211H146ZM155 212V214L157 213V216L159 215L158 214V212H156V211H154ZM153 212V213H154ZM27 213V212H26ZM40 213H42V212H40ZM126 213V215L128 214V212L126 211L125 212ZM124 213V214H125ZM139 212H137V214H138ZM144 213V212H143ZM23 214H24V212H23ZM36 214H39V213H35V216L37 217L38 215H36ZM63 214V213H62ZM65 214V213H64ZM63 214V215H64ZM67 214H70V212L69 213H67ZM95 214V215H94ZM98 214V213H97ZM110 214V213H109ZM152 214V213H151ZM73 215V214H72ZM105 215V214H104ZM108 215V214H107ZM106 215V216H107ZM111 215H112V212H111ZM115 215V214H114ZM121 215H123V214H121ZM140 215H141V213H140ZM148 215V214H147ZM96 216H98V215H96ZM100 216V215H99ZM115 216H117V215H115ZM115 216H113V217H115ZM125 216V215H124ZM123 216V217H124ZM142 216V215H141ZM151 216V215H150ZM149 216V217H150ZM152 216H154L153 214H152ZM163 216V215H162ZM165 216V215H164ZM27 218L28 217H30V216H26ZM65 217V216H64ZM67 217V216H66ZM108 217H110V216H108ZM107 217V218H108ZM119 217H120V215H119ZM128 216H126V218H127ZM134 217V216H133ZM138 217V216H137ZM148 217V216H147ZM19 218H20V216H19ZM24 218V217H23ZM62 218H63V216H62ZM77 218V217H76ZM86 218V219H87ZM98 218V217H97ZM103 218V217H102ZM144 218H145V216H144ZM157 218H159V217H157ZM156 218V219H157ZM164 219L165 218H167V217H163ZM162 218V219H163ZM256 218V217H255ZM30 219V218H29ZM35 219V221L37 222V219L40 221V220H42L43 218H41L40 219V217L38 216L37 217V219L36 218H34ZM85 219V220H86ZM99 219H101V218H99ZM114 219H116V218H114ZM123 219V218H122ZM121 219V220H122ZM151 218H149V220H150ZM161 219V220H162ZM24 220V219H23ZM28 220V219H27ZM30 220V221H31ZM67 220V219H66ZM85 220H84V222H85ZM90 220H92L91 218H90ZM109 221H110V219H108ZM117 220V219H116ZM132 220V219H131ZM130 220V221H131ZM138 220V219H137ZM139 220H141V219H139ZM148 220V219H147ZM148 220V221H149ZM152 220V219H151ZM170 220V219H169ZM25 221V220H24ZM63 221V220H62ZM88 221V220H87ZM86 221V224L88 223ZM95 221V220H94ZM113 221H115V220H113ZM119 221V220H118ZM145 221V220H144ZM147 221V223H146V221L145 222H142V221H139V222H137V227L139 228V230L143 233V234H145V236L146 235H148V236H146V237H154L153 239V241H157V240H161V239H163L164 237H163V234L165 233L166 234V232L164 231V233L162 234L161 232H162V230H161V232H160V229L157 227L158 225H155V223H154V225L156 226H154V225H150L149 223H150V221L148 222ZM175 221V220H174ZM100 222V221H99ZM99 222H97V223H99ZM116 222V221H115ZM123 222V220L122 221H119V223H122ZM126 222V221H125ZM159 222V221H158ZM160 222H162V221H160ZM159 222V223H160ZM169 222V221H168ZM172 222V221H171ZM170 222V223H171ZM35 223V224H34ZM46 222H45V224H47ZM63 223V222H62ZM114 223V222H113ZM128 225H129V223H131V222H126ZM134 223V222H133ZM167 223V222H166ZM170 223H168V224H170ZM25 224V223H24ZM31 224V223H30ZM90 224V223H89ZM123 224H124V222H123ZM135 225H133L134 227H136V223H134ZM152 224V223H151ZM173 224V223H172ZM41 225H43V224H41ZM49 225V224H48ZM160 226H161V223L159 224ZM164 225H166L165 224V221H164ZM174 225V224H173ZM51 226V225H50ZM64 226V225H63ZM95 226V225H94ZM162 226H163V224H162ZM171 226V225H170ZM169 226V227H170ZM52 227V226H51ZM168 227V228H169ZM172 227V226H171ZM174 227V226H173ZM74 228V229H75ZM96 228V227H95ZM165 228H167V226L165 227ZM164 228V229H165ZM168 228H167V230H168ZM32 229V228H31ZM93 229H94V227H93ZM137 229V228H136ZM97 230V229H96ZM139 231V232H140ZM169 231H170V229L168 230V233H169ZM73 232V231H72ZM140 232V233H141ZM173 232V231H172ZM101 233H102V231H101ZM167 233V234H168ZM171 233V232H170ZM99 234H100V232H99ZM139 234V233H138ZM173 234V233H172ZM2 235V234H1ZM4 235V234H3ZM72 235V234H71ZM96 235V234H95ZM98 235V234H97ZM102 235V234H101ZM140 235V234H139ZM142 235V234H141ZM141 235H140V237H141ZM171 235V234H170ZM7 236V235H6ZM99 236V235H98ZM165 236V235H164ZM167 236H169V234L167 235ZM173 236V235H172ZM1 237V236H0ZM54 237V238H53ZM107 237V236H106ZM143 237H144V235H143ZM145 237V238H146ZM149 237V238H150ZM70 238V237H69ZM98 238H102V237H98ZM172 238V237H171ZM257 238V237H256ZM36 239H38V238H36ZM72 239V238H71ZM70 239V240H71ZM144 239V238H143ZM151 239V238H150ZM167 239H168V237H167ZM13 240V239H12ZM69 240V241H70ZM73 240V239H72ZM94 240H96V239H94ZM101 240H103V239H101ZM145 240H147V239H145ZM152 240V239H151ZM151 240H149L148 239V241H146L147 243L150 241L151 242ZM169 241H170V239H168ZM11 241V240H10ZM34 241V240H33ZM42 241V240H41ZM162 242H163V240H161ZM35 242V241H34ZM38 242H40V240L38 241ZM49 242H50V240H49ZM48 242V243H49ZM98 242L100 243V239H98ZM143 242H145V241H143ZM146 242H145V244H146ZM160 242V241H159ZM165 242V241H164ZM167 242V241H166ZM172 242V240L170 241V242H167V243H171ZM151 243H154V242H151ZM40 244V243H39ZM98 244V243H97ZM130 244V243H129ZM159 244V243H158ZM166 244V243H165ZM34 245V244H33ZM41 245H43V244H41ZM103 245V244H102ZM149 245V244H148ZM151 245V244H150ZM149 245V246H150ZM153 245V244H152ZM155 245H157V244H155ZM164 245V244H163ZM167 245V244H166ZM169 245V244H168ZM167 245V246H168ZM4 246V245H3ZM147 246V245H146ZM159 246H161L160 244H159ZM1 247V246H0ZM98 247H101V246H98ZM134 247V246H133ZM163 247V246H162ZM170 247V246H169ZM97 248V247H96ZM105 248V247H104ZM148 248V247H147ZM151 248V247H150ZM153 248H155V247H153ZM156 248H157V246H156ZM160 248V247H159ZM168 248V247H167ZM255 248V247H254ZM165 249V248H164ZM162 250V251H165V250ZM1 250V249H0ZM16 250V249H15ZM18 250H19V248H18ZM150 250V249H149ZM156 250V249H155ZM161 250V249H160ZM103 251V250H102ZM134 251V250H133ZM145 251V250H144ZM152 250H150V252H151ZM161 251V252H162ZM167 251V250H166ZM19 252V251H18ZM154 252V251H153ZM153 252H152V254H153ZM1 253V252H0ZM31 253V254H30ZM100 253V252H99ZM105 253V252H104ZM140 253V252H139ZM143 253V252H142ZM145 253H146V251H145ZM155 253V252H154ZM164 253V252H163ZM162 253V254H163ZM165 253H167V252H165ZM136 254V253H135ZM141 254V253H140ZM148 254V253H147ZM146 254V255H147ZM3 255V254H2ZM15 255V254H14ZM155 255V254H154ZM0 256H1V254H0ZM19 256V255H18ZM131 256V255H130ZM135 256V255H134ZM153 256V255H152ZM150 257V260L152 259V258H154V257ZM158 256H160V255H158ZM161 256H163L162 258H164V256L165 255H161ZM6 257V256H5ZM104 257V256H103ZM139 257H141V258H143L142 260H140L139 261V264H150L149 263V261H148V258L149 257H147L146 259L144 258V257H142V256H139ZM139 257H138V259H139ZM137 258V257H136ZM159 258V257H158ZM157 258V259H158ZM18 259V258H17ZM156 259V258H155ZM155 259H152V262L151 263H153V260H155ZM130 260V259H129ZM160 260H161V257H160ZM2 261V260H1ZM4 261V260H3ZM137 261V260H136ZM164 261V260H163ZM18 262H16L15 261V263H17V264H20V263H18ZM104 262V261H103ZM131 262V261H130ZM155 262H156V260H155ZM154 262V263H155ZM105 263V262H104ZM153 263V264H154ZM12 264V263H11ZM14 264V263H13ZM26 264V263H25ZM101 264H103V263H101ZM106 264V263H105ZM137 264V263H136ZM161 264V263H160Z\"/></svg>", "mask_w": 264, "mask_h": 264}]
</instances>
